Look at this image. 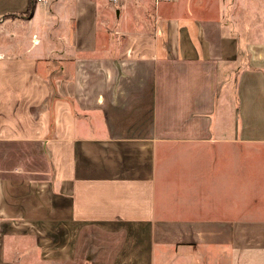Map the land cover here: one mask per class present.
<instances>
[{
  "label": "crops",
  "instance_id": "1",
  "mask_svg": "<svg viewBox=\"0 0 264 264\" xmlns=\"http://www.w3.org/2000/svg\"><path fill=\"white\" fill-rule=\"evenodd\" d=\"M29 1L0 0V264H264L262 17Z\"/></svg>",
  "mask_w": 264,
  "mask_h": 264
},
{
  "label": "rangeland",
  "instance_id": "2",
  "mask_svg": "<svg viewBox=\"0 0 264 264\" xmlns=\"http://www.w3.org/2000/svg\"><path fill=\"white\" fill-rule=\"evenodd\" d=\"M198 0H196L197 2ZM204 5V10L197 7L198 12L210 15L215 12L216 3L212 6L213 0H199ZM61 0H36V3L42 8V6H55L56 8L61 7ZM219 7L229 8L232 14V18L235 20V30L243 32L244 29L248 31V28L252 30V37L255 39L258 35V27L260 24V18L262 17V24H264V1L254 2L253 0H219ZM227 98H223V94H220V105L226 102ZM239 264V263H235Z\"/></svg>",
  "mask_w": 264,
  "mask_h": 264
},
{
  "label": "trees",
  "instance_id": "3",
  "mask_svg": "<svg viewBox=\"0 0 264 264\" xmlns=\"http://www.w3.org/2000/svg\"><path fill=\"white\" fill-rule=\"evenodd\" d=\"M36 0H30L29 1V6H28V9L27 11L24 13L23 17L25 18H30L32 15H33V12H34V9H35V6H36Z\"/></svg>",
  "mask_w": 264,
  "mask_h": 264
}]
</instances>
